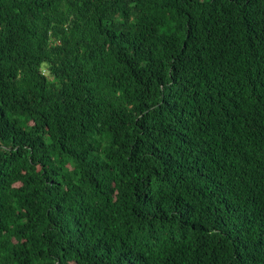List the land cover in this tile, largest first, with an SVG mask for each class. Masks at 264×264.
Wrapping results in <instances>:
<instances>
[{"label":"trees","instance_id":"obj_1","mask_svg":"<svg viewBox=\"0 0 264 264\" xmlns=\"http://www.w3.org/2000/svg\"><path fill=\"white\" fill-rule=\"evenodd\" d=\"M0 264H264V0H0Z\"/></svg>","mask_w":264,"mask_h":264}]
</instances>
